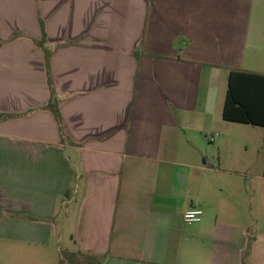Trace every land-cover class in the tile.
Returning <instances> with one entry per match:
<instances>
[{
    "label": "crops",
    "instance_id": "crops-1",
    "mask_svg": "<svg viewBox=\"0 0 264 264\" xmlns=\"http://www.w3.org/2000/svg\"><path fill=\"white\" fill-rule=\"evenodd\" d=\"M232 70L264 75V0H0V264H264Z\"/></svg>",
    "mask_w": 264,
    "mask_h": 264
},
{
    "label": "trees",
    "instance_id": "trees-1",
    "mask_svg": "<svg viewBox=\"0 0 264 264\" xmlns=\"http://www.w3.org/2000/svg\"><path fill=\"white\" fill-rule=\"evenodd\" d=\"M57 119L59 110L51 106ZM228 122L264 127V75L232 70L223 108ZM253 240V235L250 236Z\"/></svg>",
    "mask_w": 264,
    "mask_h": 264
},
{
    "label": "rangeland",
    "instance_id": "rangeland-1",
    "mask_svg": "<svg viewBox=\"0 0 264 264\" xmlns=\"http://www.w3.org/2000/svg\"><path fill=\"white\" fill-rule=\"evenodd\" d=\"M36 45L44 49V51L46 50L45 44L36 42ZM227 89H228V81L227 78H225V80L223 79L221 81V84L219 85L218 117L220 118H221V111L223 109ZM233 135L239 137L240 139H242L244 143L249 145L250 151L249 154L247 155L249 159V163L252 167L257 168L258 164L255 163V158L256 156H258L259 151L262 150L264 146V127H255L253 125H245V124H234ZM244 153L245 151L242 148H240V154L243 155ZM13 243L15 242L0 239V246L10 245ZM52 244L57 245V241L55 238L53 239ZM68 244L71 245V247H74L75 245V243L72 242L69 238H66L62 244L63 245L62 247L65 249L66 245ZM72 249L74 250V248ZM60 258H63L62 264H84L86 261L85 258L78 259L75 253H67L65 250L64 252L60 253Z\"/></svg>",
    "mask_w": 264,
    "mask_h": 264
},
{
    "label": "built area",
    "instance_id": "built-area-1",
    "mask_svg": "<svg viewBox=\"0 0 264 264\" xmlns=\"http://www.w3.org/2000/svg\"><path fill=\"white\" fill-rule=\"evenodd\" d=\"M210 140H213L214 137L209 136ZM203 209L200 206H193L184 213V220L187 223H199L203 218Z\"/></svg>",
    "mask_w": 264,
    "mask_h": 264
}]
</instances>
